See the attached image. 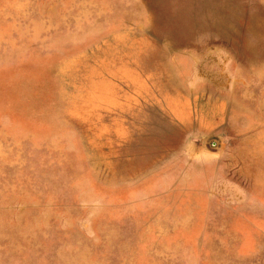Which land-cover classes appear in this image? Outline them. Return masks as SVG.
<instances>
[{
    "label": "rangeland",
    "instance_id": "rangeland-1",
    "mask_svg": "<svg viewBox=\"0 0 264 264\" xmlns=\"http://www.w3.org/2000/svg\"><path fill=\"white\" fill-rule=\"evenodd\" d=\"M0 264H264V0H0Z\"/></svg>",
    "mask_w": 264,
    "mask_h": 264
}]
</instances>
